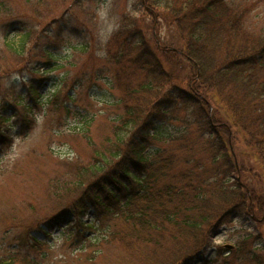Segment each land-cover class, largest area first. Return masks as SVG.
<instances>
[{
	"label": "trees",
	"instance_id": "16d2710c",
	"mask_svg": "<svg viewBox=\"0 0 264 264\" xmlns=\"http://www.w3.org/2000/svg\"><path fill=\"white\" fill-rule=\"evenodd\" d=\"M141 1L145 14L175 27L183 47L160 45L153 32L152 42L142 21L121 16L103 44L106 81L120 93L110 132L98 143L91 141L87 128L78 132L88 136L92 152L91 161L76 160L70 184L79 190L78 197L60 202L43 224L20 237L8 238V231L5 239L15 245L1 241L0 264H37L27 249L47 245L39 235L49 238L53 227L63 225L83 235V230L97 227L84 220L91 211L109 228L102 241L115 240L129 250L149 248L146 257L156 264H193L209 246L213 231L234 215H249L264 227V27L254 32L245 21L255 4ZM0 14V80L13 66L3 60L5 51L18 59L14 67L20 69L29 63L32 49H38L48 67L35 61L28 69L31 74L53 68L60 55L48 43L52 35L43 33L51 32L44 22L50 14L37 10L23 18L3 0ZM14 24L21 31L16 42L9 39ZM87 46L79 45L82 50ZM37 79L30 76L24 90L9 88L11 99L0 100V106L12 111L7 119L18 114L16 108L32 114L34 103L55 108L60 85L43 101ZM21 120L28 130L29 120ZM161 122L179 123L180 132L159 131ZM2 127L0 123V143L6 137ZM114 220L121 226L113 228ZM258 237L244 235L222 264H264V244L252 245Z\"/></svg>",
	"mask_w": 264,
	"mask_h": 264
},
{
	"label": "rangeland",
	"instance_id": "374dc122",
	"mask_svg": "<svg viewBox=\"0 0 264 264\" xmlns=\"http://www.w3.org/2000/svg\"><path fill=\"white\" fill-rule=\"evenodd\" d=\"M3 1L23 18L32 16L37 10L50 14L44 22L48 23L45 28H50L51 32L44 30L43 33L45 37L52 35L48 43L55 54L60 55L49 71L31 74L28 69L35 61L41 62L42 68L48 67L43 63L45 57L38 49H32L28 54L29 63L20 69L14 67L18 59L13 54L8 51L2 53L3 60L13 66L9 76L0 80V100L11 99L10 87L14 91L24 90L30 76L38 78L37 85L43 92V101H47L55 86L60 85L55 108L50 109L48 103L45 106H35L34 103L32 114L16 108L18 114L7 119L12 111L0 106V123L6 136L0 143V243L4 240L7 246H14L15 241L5 239L8 231V238L11 235L20 237L36 223L43 224L58 210L53 209L58 208L60 202L70 203L78 197L79 190L70 184V180L75 175L76 160L82 163L91 161V147L86 137L97 143L102 141L119 113L117 100L120 93L106 81L108 69H104L103 56L97 55V50L103 49L104 44L98 38L100 19L97 9L104 4L109 6L116 29L121 16L127 13L143 22L142 29L150 40L153 32L160 45L182 48L183 43L173 25L158 16L144 13L141 0ZM249 1L255 5L245 19L246 25L259 32L264 27V0ZM54 17L57 19L54 20ZM51 18L53 21L49 22ZM146 24L149 28H145ZM20 33L19 24H14L9 39L16 42ZM3 36L0 29V47ZM85 43L88 46L82 50L79 45ZM22 116L29 120V124L26 123L30 126L28 130L21 120ZM159 126L158 130L166 134L179 133L181 129L176 122H161ZM85 128L89 130L88 136L78 133ZM64 183L68 184L64 187ZM97 219L94 211L86 215V223L92 222L97 227L83 230V235H78L72 226L53 227L51 237L39 235L47 243L42 250L27 249V252L35 257L37 264H146L145 259L150 264H156V260L146 257L150 253L149 248L129 250L115 240L102 241V235L107 234L109 228ZM70 220L71 217H68L66 223ZM110 224L113 228L121 226L119 220ZM244 235L261 236L257 241L254 239L252 245L264 244V227L260 223L249 215H234L230 222L221 224L213 231L209 236V246L195 257L193 264H203L205 259L211 261L209 264H222L223 258L230 254ZM91 236L98 239L87 241L86 238ZM228 244L232 247L227 248Z\"/></svg>",
	"mask_w": 264,
	"mask_h": 264
},
{
	"label": "clouds",
	"instance_id": "9594fccd",
	"mask_svg": "<svg viewBox=\"0 0 264 264\" xmlns=\"http://www.w3.org/2000/svg\"><path fill=\"white\" fill-rule=\"evenodd\" d=\"M97 16L100 19V28L98 32V38L101 43H106L111 33L116 29L115 21L110 17L109 6L107 4L102 5L97 9ZM106 51L103 49L97 50V55H105Z\"/></svg>",
	"mask_w": 264,
	"mask_h": 264
},
{
	"label": "water",
	"instance_id": "95a60500",
	"mask_svg": "<svg viewBox=\"0 0 264 264\" xmlns=\"http://www.w3.org/2000/svg\"><path fill=\"white\" fill-rule=\"evenodd\" d=\"M226 247H232V245H229V244H228V245H226Z\"/></svg>",
	"mask_w": 264,
	"mask_h": 264
}]
</instances>
